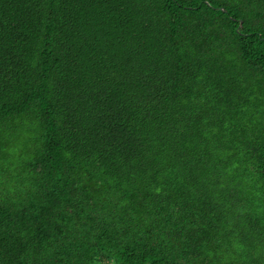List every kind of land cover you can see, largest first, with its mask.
I'll use <instances>...</instances> for the list:
<instances>
[{
  "label": "trees",
  "instance_id": "obj_1",
  "mask_svg": "<svg viewBox=\"0 0 264 264\" xmlns=\"http://www.w3.org/2000/svg\"><path fill=\"white\" fill-rule=\"evenodd\" d=\"M0 264H264V0H0Z\"/></svg>",
  "mask_w": 264,
  "mask_h": 264
},
{
  "label": "water",
  "instance_id": "obj_2",
  "mask_svg": "<svg viewBox=\"0 0 264 264\" xmlns=\"http://www.w3.org/2000/svg\"><path fill=\"white\" fill-rule=\"evenodd\" d=\"M241 24V23H240Z\"/></svg>",
  "mask_w": 264,
  "mask_h": 264
}]
</instances>
